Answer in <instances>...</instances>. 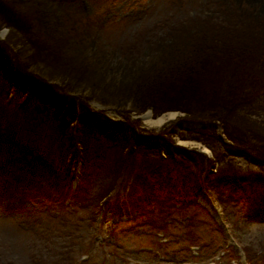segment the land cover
Here are the masks:
<instances>
[{
  "label": "rangeland",
  "instance_id": "1",
  "mask_svg": "<svg viewBox=\"0 0 264 264\" xmlns=\"http://www.w3.org/2000/svg\"><path fill=\"white\" fill-rule=\"evenodd\" d=\"M14 2H19L20 9L37 13L34 17L43 25L46 36H50L47 26L51 20L65 35V53L48 57L61 65L58 73L49 76L42 61L29 65L49 79L43 81L58 83V92L77 96L92 109H102L110 119L123 121L126 114L130 120L139 118L135 126L140 131L174 128V142L193 149L189 155L195 156L197 151L213 155L199 139L207 132L193 129L197 123L184 120L183 128L177 126V119L184 115L182 110L153 114L147 108L128 113L125 109L131 106L129 100L103 103L99 98L110 91L112 84L129 80L136 67L148 63L155 53V47L150 46L155 37L182 28V24L197 27L209 18L219 21L228 15L257 23L264 19V0ZM8 31V26L0 25L1 40L10 34ZM247 64H239L237 70L247 73ZM63 74L68 78L65 82L59 78ZM171 111L173 115L160 124L149 123L144 116L146 112L157 116ZM32 113L19 110L18 118L10 122L15 137L17 131L22 132L23 140H16L23 148L0 140V264H264V186L245 182L251 172L264 171V93L243 105L235 120L236 128L244 131L250 141L245 143L248 153L263 164L224 150L222 145L215 146L218 154L224 150L222 161L215 167L226 171L230 185L237 183L236 192H227L225 180L219 182L226 191L223 194L205 190L203 176L194 172L190 174L194 180L189 183L183 176L181 181H174L179 189L172 196H167V186L161 188L151 181L153 187L146 191L137 186L133 193L118 190L111 207H105L102 194L116 180L112 156L109 162L102 161L89 149L87 168L80 171L77 154L70 157L73 152L64 148L52 155L44 150L41 140L31 137L36 127L43 129L42 135L44 129L53 132L44 118H33ZM215 127L225 137L218 122ZM95 128L87 125L83 138L92 146H100L92 140L97 135ZM66 138L67 134L63 136ZM141 156L134 158L145 160Z\"/></svg>",
  "mask_w": 264,
  "mask_h": 264
},
{
  "label": "trees",
  "instance_id": "2",
  "mask_svg": "<svg viewBox=\"0 0 264 264\" xmlns=\"http://www.w3.org/2000/svg\"><path fill=\"white\" fill-rule=\"evenodd\" d=\"M20 8L19 2L14 0H0V25L8 26L10 33L0 39V131L4 132L0 133V138L6 137L0 140L23 148L16 140H23L22 132L17 131L18 137H15L10 122L18 118L19 110L32 111L33 118H44L53 132L44 129L42 135L43 129L36 127L31 137L35 141L41 140L44 150L52 155L64 148L68 153L73 152L70 157L77 154L80 171L87 168L89 149L97 152L95 155L102 161L109 162L107 159L112 156V163L117 168L116 180L113 187L106 188L102 194L107 202L105 207H111V201L117 200L118 190L133 193L137 186L146 191L152 186L151 181L161 188L167 186V196H172L179 189L174 181H181L183 176L189 183L194 180L190 176L194 172L203 176L205 190L213 189L217 194H223L226 191L219 187V182L225 180L229 187L227 192L232 194L238 190L237 183L230 185L226 171H217L215 167V163L222 161L220 155L224 150L263 164L248 153L245 143L249 139L244 131L236 128L235 120L243 105L264 93V19L256 23L228 15L219 21L209 18L197 27L182 24V28L167 30L164 35L155 37L153 43L151 41L155 53L148 63L136 67L129 80L112 84L110 91L102 98L98 97L103 103L113 102L112 99L121 103L129 100L131 106L125 109L128 113H139L147 108H151L153 114L166 109L182 110L184 115L177 119V126L183 128L181 121L184 120L197 123L193 129L207 132L199 139L213 152L209 156L197 151L193 156L188 154L193 149L174 142V128L163 126L158 131H140L135 126L139 118L130 120L126 114L123 121L110 119L102 109H92L77 96L58 92V83L43 81L49 79L29 65L42 61L49 76L58 73L57 68L61 65L54 58L65 53L62 42L65 35L51 20L47 26L50 36H46L43 25L34 17L37 13L33 9ZM49 56L54 58L49 59ZM71 60L66 59V62ZM245 62L248 63L247 73L239 72L238 65ZM64 70L68 71L67 68ZM59 78L61 82L68 80L65 75ZM73 121L75 123H71ZM217 122L228 141L216 132ZM87 125L89 129L96 127L97 135L92 140L100 146H92L91 141L83 138ZM65 134L67 138L63 139ZM261 136L264 141V134ZM31 141L35 142L30 138ZM60 141L64 142V147ZM216 145L224 147L219 154ZM138 153L145 160L136 161L134 157ZM90 175L91 172L88 177ZM263 175L262 169L258 173L251 172L245 182L264 186ZM110 191L117 194L110 196ZM137 203L142 205L141 201Z\"/></svg>",
  "mask_w": 264,
  "mask_h": 264
},
{
  "label": "bare ground",
  "instance_id": "3",
  "mask_svg": "<svg viewBox=\"0 0 264 264\" xmlns=\"http://www.w3.org/2000/svg\"><path fill=\"white\" fill-rule=\"evenodd\" d=\"M174 112H164L162 114H159L157 116H153L150 114V112H146L144 116L146 117L147 121L149 123H154V124H160L162 123L166 118L170 117L173 115Z\"/></svg>",
  "mask_w": 264,
  "mask_h": 264
}]
</instances>
